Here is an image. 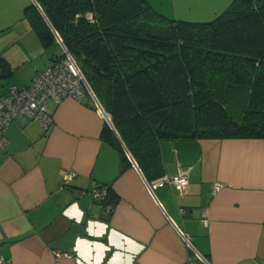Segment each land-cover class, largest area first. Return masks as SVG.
Masks as SVG:
<instances>
[{
    "label": "crops",
    "instance_id": "crops-1",
    "mask_svg": "<svg viewBox=\"0 0 264 264\" xmlns=\"http://www.w3.org/2000/svg\"><path fill=\"white\" fill-rule=\"evenodd\" d=\"M30 3L0 0L9 86H27L57 54L38 61L55 44L45 48L23 17ZM46 105L48 129L16 116L0 149L2 264H264V139L162 140L160 172L184 174L188 185L183 193L168 184L150 191L123 145L125 167L102 138L106 121L90 98ZM216 181L224 186L214 194ZM105 186L117 196L112 211L95 194Z\"/></svg>",
    "mask_w": 264,
    "mask_h": 264
},
{
    "label": "trees",
    "instance_id": "trees-1",
    "mask_svg": "<svg viewBox=\"0 0 264 264\" xmlns=\"http://www.w3.org/2000/svg\"><path fill=\"white\" fill-rule=\"evenodd\" d=\"M35 1L23 17L45 48L58 36L147 180L162 175V140L264 139V0H231L207 21L168 18L146 0ZM12 73L0 55V79ZM101 135L128 166L107 122Z\"/></svg>",
    "mask_w": 264,
    "mask_h": 264
},
{
    "label": "built area",
    "instance_id": "built-area-1",
    "mask_svg": "<svg viewBox=\"0 0 264 264\" xmlns=\"http://www.w3.org/2000/svg\"><path fill=\"white\" fill-rule=\"evenodd\" d=\"M61 44L63 56H52L47 66L35 69L31 82L27 86L18 87L11 84L8 92L0 95V149L7 141L5 132L16 116L32 120L40 124L43 129L49 128L53 122V112L46 105L48 100L59 102L64 97H72L81 101L88 97L104 120L110 125L111 117L109 113L91 90L75 59ZM72 176V172H67L64 179L68 181ZM145 183L150 191L168 184L176 192L183 193L186 191L188 179L184 174H162L152 180L146 179ZM223 186L224 183L221 181L214 182L213 193L219 192ZM105 193V187L95 190L96 196L101 198ZM180 211L184 212V209L180 208ZM202 220L206 222L205 218ZM69 255L68 252H56L57 257ZM3 261L4 258L0 256V264Z\"/></svg>",
    "mask_w": 264,
    "mask_h": 264
},
{
    "label": "rangeland",
    "instance_id": "rangeland-1",
    "mask_svg": "<svg viewBox=\"0 0 264 264\" xmlns=\"http://www.w3.org/2000/svg\"><path fill=\"white\" fill-rule=\"evenodd\" d=\"M154 10L172 19H184L190 21H207L217 13L225 9L231 0H146ZM55 51L61 53L56 44L44 51L38 57V61L46 62L49 53ZM10 78L0 79V90L9 86Z\"/></svg>",
    "mask_w": 264,
    "mask_h": 264
},
{
    "label": "water",
    "instance_id": "water-1",
    "mask_svg": "<svg viewBox=\"0 0 264 264\" xmlns=\"http://www.w3.org/2000/svg\"><path fill=\"white\" fill-rule=\"evenodd\" d=\"M33 2L38 6V4L36 3L35 0H33ZM38 7H39V6H38ZM39 9H40V8H39ZM56 38H57V41L59 42V44H61L60 39L58 38V36H56ZM61 45H62V44H61ZM110 126H111L112 129L115 131V133H116L118 139L120 140V142H121V144L123 145V147H124V149L126 150V152H127V153L129 154V156L131 157V155H130V153L128 152L127 148L125 147V145L123 144V142H122L121 139L119 138V135L117 134L116 130L114 129L112 123H110ZM131 158H132V157H131Z\"/></svg>",
    "mask_w": 264,
    "mask_h": 264
}]
</instances>
